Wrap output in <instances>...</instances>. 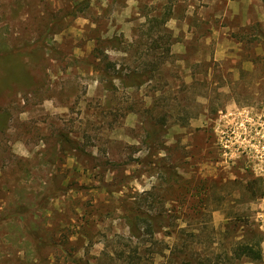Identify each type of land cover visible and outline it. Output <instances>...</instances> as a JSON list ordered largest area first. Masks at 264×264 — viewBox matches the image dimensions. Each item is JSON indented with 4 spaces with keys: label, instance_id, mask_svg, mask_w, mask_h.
<instances>
[{
    "label": "rangeland",
    "instance_id": "obj_1",
    "mask_svg": "<svg viewBox=\"0 0 264 264\" xmlns=\"http://www.w3.org/2000/svg\"><path fill=\"white\" fill-rule=\"evenodd\" d=\"M4 47L33 86L0 82V264H264V0H0Z\"/></svg>",
    "mask_w": 264,
    "mask_h": 264
},
{
    "label": "trees",
    "instance_id": "obj_2",
    "mask_svg": "<svg viewBox=\"0 0 264 264\" xmlns=\"http://www.w3.org/2000/svg\"><path fill=\"white\" fill-rule=\"evenodd\" d=\"M77 6H75L73 8L76 9ZM71 13H74V11H72L71 9ZM70 13V14H71ZM164 23H166V20L160 19L158 20L157 25H163ZM55 26H58V22H53L50 25L51 29H54ZM49 32V31H48ZM151 40H153L151 38ZM162 40L161 38H158L156 41L153 40L152 43L155 44ZM107 44V48H111L114 50H120L121 48V44L120 41L116 38H112L109 39L108 41H106ZM156 47H153L154 49H157V45H155ZM32 56L35 54L34 51H32ZM102 51H99V49H95L93 56H95V53L99 54ZM169 52V49L165 48L163 49V53L165 55H167ZM102 53H100L101 55ZM152 54V52H151ZM31 56V55H30ZM24 56L22 54H19V52H16L15 50H13L12 48L9 49V47H4L0 49V63L1 65H4L5 62H9L11 63V66L6 69L4 72L7 74L5 75V79H2V81L0 82H5L4 85L8 86V85H16L19 87H22L26 90H29L33 84L28 81L26 78H18L16 75H14V70L17 69V66L19 64H22V58ZM33 58V57H32ZM18 64V65H17ZM106 68H110L112 69V73H114V75L110 74V71L108 70H103L102 68L99 69V74L103 77V79H107L108 81H117L119 82L123 88L126 89H134V88H140L142 87L149 78H151V74H153L155 71H157L158 67H153V69H149L146 71H143L141 73H138L136 71H130L129 73H126L124 75L121 74V72H119L118 70H115V66L112 65H107ZM4 70V69H2ZM12 74V75H10ZM112 76V77H111ZM30 80V79H29ZM111 84V82H109ZM113 88V87H112ZM111 88V89H112ZM106 89H110L109 87H106ZM5 116H0V126H3V123L5 122ZM152 122L148 123H143L142 124V130L145 134V144L148 146V148L150 149V154H154L156 153V149L153 148V146H156L158 149H161V146L158 147V142L160 139V135L163 134V131L161 129V127L157 126L156 124H151ZM148 125V126H147ZM128 222H129V228L132 234H134V230L135 229H139V228H145L147 230H149V233L154 234V233H158L160 231V228L162 227H168V221L165 217L158 215V216H151L147 213H142V212H137L135 214L130 213L128 216ZM32 229V228H31ZM136 230V231H137ZM133 236V235H132ZM34 238V237H33ZM32 238V239H33ZM34 240H37V238H34ZM32 242V241H31ZM30 244V243H29ZM33 244V243H31ZM233 253L235 255V257L237 259H245L248 262L251 263H258L262 260V251H261V247L260 245L254 244V243H241L238 244L234 247L233 249Z\"/></svg>",
    "mask_w": 264,
    "mask_h": 264
}]
</instances>
